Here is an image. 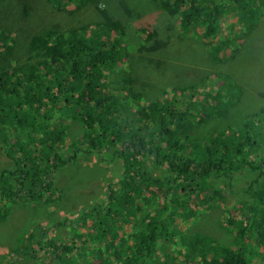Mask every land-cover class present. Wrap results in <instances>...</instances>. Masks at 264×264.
<instances>
[{
    "label": "trees",
    "instance_id": "obj_1",
    "mask_svg": "<svg viewBox=\"0 0 264 264\" xmlns=\"http://www.w3.org/2000/svg\"><path fill=\"white\" fill-rule=\"evenodd\" d=\"M92 1L96 12L81 23L80 32L71 29L59 33L58 28L52 27L45 29L47 32L42 37L39 32L30 35L27 46L32 53L31 58L35 56L31 62L23 58L24 62L15 64L16 61L9 59L8 55L2 56L3 53L11 54L15 51L13 46L17 45L11 36L12 29L2 30L7 34V43L0 50L1 152L4 153V147L13 136H23L26 145L32 142L40 147V151L34 152L29 165L28 159L24 157L28 156L27 153H23L21 160L5 154L3 162L0 161V219L8 218L12 209L10 206L14 202L25 204L12 211L10 215L13 218H28L30 213L26 206H32L38 218L47 215L46 194L54 199L59 198L55 197L56 190L62 191L61 197L67 195L59 181L55 188V176L60 169L67 173L77 158L96 155L100 159L104 157V160L107 157L108 163L118 167L121 173L116 172L115 175L121 183L115 189L118 180L112 182L110 178L105 179L106 188L102 191L104 199L93 203L90 208L83 207L82 217L68 222L71 229L78 228L79 220L85 224L87 230L78 233L87 238L80 240L83 246L87 245L90 249L91 244L104 234L117 236L118 227L115 225L123 221L130 222L132 226L127 237L130 238V244L125 242L127 251L123 252V246L116 250L122 264L160 262L154 249L157 240L169 252L175 250L183 253L184 264H264L251 263L258 245L264 247V212L259 211L264 203L261 202L264 201V162L260 158L264 151V91L249 97L250 92L246 91L243 84L247 79L239 74L242 69L240 63L233 67L238 78L231 79L228 75L215 72L217 79L212 84H217L216 90L209 91L196 104L183 101L188 107L201 111H178L175 107L179 103L174 98H159L177 90H188L192 95V90L207 79V75H203L196 83H189L188 76L182 74L186 82L168 90L167 87L171 85L163 81L164 73L176 69L182 62L178 55L164 53L170 45V34L145 42L138 39V43L135 37H131L135 40L134 47L138 55L128 53V50L125 53L120 51L125 41L124 34L119 31L120 25H129L130 20L140 19L141 16L134 11L138 10V5L147 6L143 4L147 0ZM6 2L9 7H2L5 10L10 8V14L9 10L7 13L5 10L2 12L13 20V24L6 25V16L0 17V26L13 25L16 29L23 27L25 22L30 24V28L36 24L33 13L22 0H0V3ZM45 4L52 5L56 10L71 4L74 8L70 13H76L86 7L82 6L87 4V0H45ZM155 5L170 13H173L171 8L179 9L182 29L192 31L194 39L201 41L208 38L213 40L221 29V17L237 10L242 22L240 33L243 34L238 37H244V41L235 44L231 58H235L237 51L244 60L251 56L264 59V48L259 44L263 40L260 25L263 22L261 17L264 18L261 16L264 14V0H166L155 2ZM110 8L113 10L108 14ZM196 27L203 31L198 33ZM112 32L115 36L110 41L106 36ZM178 38L182 39L179 35ZM202 46H208L209 57L216 60L219 59V50L224 49L222 44L210 47L211 43L209 46L203 42ZM123 60L136 73L135 78L127 76L106 80L111 75L110 71L127 72V69L121 68L124 66ZM118 63H121L120 69L117 68ZM35 67L42 68V73H37ZM103 71L108 73V77L102 74ZM204 73L200 72V76ZM155 81L157 85H153ZM136 83H139L138 87ZM150 96L154 97L151 99ZM142 99L148 102L144 109L140 106ZM204 115L207 116L205 120ZM65 116L69 117L70 123L81 128L80 136L83 137L81 144L74 139L68 146L72 153L68 149L59 152L55 146L62 140L60 134L69 128ZM231 120H236L233 125L224 124V121L229 123ZM183 140L188 141V144L193 142L191 148L187 149L181 143ZM202 141L209 145L201 146ZM82 149L84 154H81ZM75 168V171H71L72 176L82 174L78 166ZM241 172L252 176L241 191L243 197L251 198L243 202L248 209V220L244 227L240 224L233 243H230L236 249L228 247L223 253L214 250L209 260L204 256L193 255L199 249L195 241H181L177 245L171 241L169 230L173 216L168 215L170 208L164 207L165 202L142 201L141 198L137 201L141 197V189L149 190L151 186H155L159 197L166 193L173 195L175 189L170 183L176 187L188 186V195L198 196L200 190L208 187L207 179L215 178L216 175L227 186L234 187L230 184L232 177ZM6 180L9 182H4ZM85 184L94 189L99 188L94 179H88ZM9 186H12L9 191L3 189ZM253 186L260 191L252 192ZM156 194H153V198ZM219 198L223 199L222 194ZM208 199L204 197V200ZM238 200L239 197L237 203ZM176 203L173 202V205ZM68 205L66 202L59 207L63 209ZM35 221L31 223L28 238L40 247L43 245L44 251L38 256L34 249H27L33 264H43V258H46L45 264H76L78 255L66 256L68 246L57 245L53 239L44 242V236L52 226L44 228L38 219ZM53 225L55 227L57 223L53 222ZM216 228H221L219 222ZM253 231L257 232L255 239L251 237ZM246 238L253 240V249ZM160 264H173V259L165 258Z\"/></svg>",
    "mask_w": 264,
    "mask_h": 264
},
{
    "label": "rangeland",
    "instance_id": "obj_2",
    "mask_svg": "<svg viewBox=\"0 0 264 264\" xmlns=\"http://www.w3.org/2000/svg\"><path fill=\"white\" fill-rule=\"evenodd\" d=\"M165 1L166 0H156L155 2L160 3ZM22 2L27 4L30 8V13L32 12L34 15V21H36V24L32 28H30V24L27 22L23 24V27L16 29H14L13 25L9 27L6 26L13 24V20L6 14L8 10L10 14V8L5 10L2 6H8V3H0V17L7 16L5 19L6 25L0 26V50H3L5 44L7 43V39L5 38L7 34L3 33L2 30L12 29V39L17 42V45L13 46L15 51L11 54L3 53L2 56L8 55L9 59L16 61L14 62L15 64L17 62H24V60L31 62V60L35 59V56L31 58L32 53L28 50L27 46L31 37L30 35L33 33L39 32V35L42 37V35L45 34L49 28L52 29V27H55L56 29L58 28L57 30L59 33H65L71 29H76L80 32L81 23L88 19L91 13L96 12L92 0H87V4L82 6L86 7L80 9L76 13H70L72 8H74L71 4L62 6L61 10H56L52 5H46L45 0H22ZM151 2L154 1L147 0L143 3L147 6L143 7L138 5V7H136L138 10L134 11V13L140 15L141 18L139 17L140 19L136 20L132 25H120L119 31H121L125 36V41L123 43L121 42V46L123 47H120L121 53H125L126 50H128V53H136L138 55L134 47L135 40L131 39V37H135L136 42L138 43V39L145 42L146 40L154 38H165L166 33H168L171 35L170 45L168 47V51L164 50V53L167 55H170L171 53L176 54L180 57L182 62L176 67V69H169L168 71H165L163 81L166 82L165 84L170 83L168 85H171L167 87V89L170 90L175 85H183L186 81L181 77L182 74L188 76L187 81L189 83H196L201 80L203 75H207V79L197 85L194 91L192 90V95L188 90H177L173 94L171 92H167L164 97L162 96L159 98L160 100H163L166 97L169 100L174 98V100L179 103L178 106L175 107L178 111H190L192 113H197L201 110L198 108L188 107L183 101H189L196 104L201 101L205 94L209 91L216 90L217 84L215 86L212 84L217 79V73L215 72L228 75L231 79L238 78L239 76L233 72V67L235 65H240V63L242 65V69L239 74L247 79L243 84L246 91L250 92L249 97L252 98L254 93L258 94V92L264 91V59L251 56L250 58L244 60L240 57V52L237 51L235 58H231L235 49V44H241L244 41V37H238L243 34L240 33L242 22L240 21L237 10H233L231 13L227 12L221 17V21H219L221 29L219 30L217 36L212 38L213 40L208 38L201 41L194 39L195 36H193L192 31L187 32L182 29L183 25L181 23V17L178 16L179 9L175 10L174 8H171V11L175 13L173 14L166 9L157 7L155 2L151 5ZM100 3L103 4L102 1H100ZM4 10L6 13L2 12ZM112 10L113 9L110 8L107 10V13L109 14ZM261 16L264 17V14ZM21 17L24 18L23 15H21ZM261 19L263 22L260 25V33L263 34V40H260L259 44L264 48V18L261 17ZM196 28L198 33L203 31L200 27ZM132 29L135 30L131 31ZM148 34H151V36H147ZM178 35L182 37L181 40H179ZM114 36L115 33L112 32L106 37L110 38L111 41ZM203 42H206L209 46L211 43L212 46L210 47H214L216 44L224 45V49L219 50L217 53V57L219 58L218 60L209 57V53L207 52L208 46H202ZM111 54L113 53L111 52ZM124 60L122 61L124 66H121V63H118L117 68L120 69L121 66V68L127 69V72L123 73L122 70L114 71L113 69L114 72L110 71L111 75L108 77V73L103 71L102 74L105 75V77H108L106 80H111L114 77L121 79L127 76L131 79L135 78L136 73L129 69L128 64L124 63ZM35 70H37V73H42L43 71L42 68L38 67H35ZM148 72L150 74V70H148ZM200 72L206 73L200 76ZM157 84L158 82L155 81L153 85ZM137 85H139V83H136V87H138ZM143 87L145 88L146 86ZM146 91L149 92L150 90L146 89ZM212 94H214V92H212ZM153 97L154 96H150L151 99ZM247 103L251 102L247 101ZM147 105L148 102H144L142 99V102L140 103L142 109H144ZM203 117L204 120L207 119V116L204 115ZM65 119L69 128L60 134L62 140L55 143V146L57 147L56 150H59V152L61 150L65 151L68 149V152L72 153L68 146H70L75 140H78L81 144L83 137L80 136L81 128L70 123L68 116H65ZM235 121L236 120H231L229 123L224 121V124L233 125ZM211 126L212 124H210V129ZM188 139L195 140V138ZM186 140L181 141V143L186 145L187 149L191 148L193 142L188 144V141ZM200 144L201 146L209 145V143L204 141ZM82 146H84V144H82ZM5 150L7 152V154L4 152L6 155L16 156L18 160H21L23 153H27L28 156L24 157L28 159L27 164L29 165V161L31 157H33L34 152H39L40 147L32 142H29L26 145V141L23 136H13L10 139L9 144L5 147ZM182 151H184L183 147ZM4 153L0 151L1 162L5 159ZM81 154H84V149L81 150ZM254 158L259 159V157ZM260 158L264 162V151L261 152ZM106 159L104 160V157L102 159L97 158L96 155H88L85 159L81 157L77 158L75 164L70 167V171L67 173L61 172V168L55 176V188H57V181H59L60 185L64 189V192H67V195L61 197L62 191L56 190L55 197L59 198L54 199L47 193L44 198H46V208L49 213L43 217L38 218L37 211H34L33 207L29 205L30 208L26 206V210L30 213H28V218H13L11 216L12 211L15 208L23 207L22 205L25 204V202H14L10 206L12 209H10L8 218L6 220L2 218L0 219V264H33V261L30 260L31 258L28 257L29 252L27 249H34L38 256L43 253V245L40 247L34 241L32 242L31 238H28V232L31 231V223H35V220L37 219L39 224L45 228L52 226V228H50L44 236V242H46L47 239H53L57 244L61 242L66 243L74 241L76 252H72L66 256L69 257L70 255H78V261L76 264H122V260H118L116 250H119L120 247L123 246V252L127 251L125 242L130 244V238H127L129 236L128 232L131 231L132 226L130 222H118L115 225V227H118L116 229L118 232L117 236L104 234L100 240L91 244L90 249L87 245L83 246L79 239L73 238L76 233H81L80 231L87 230L83 221L79 220L77 229H71L68 226V221L82 217L81 210L83 207L90 208L93 203H98L101 199H104L105 195L102 191L106 188L105 179L110 178L112 179V182H116L118 180L115 189H117V184L121 183L115 175L116 172L121 173V171L115 164L108 163ZM76 166H78V169H81L80 172L82 174L78 173L72 176L71 171H75ZM232 173L234 175V172ZM235 176L236 177H232V181L230 183L234 187L227 186V184L218 175H216L215 178L209 177L207 179L208 187L200 190L201 193H199L198 196L188 195V186L176 187L174 183H170L175 189L174 194L170 195L166 193L163 197H159L155 192V186H151L149 190L141 189V197H138L137 201L141 198L142 201L144 199H148L153 202L156 200H158L159 203L165 202L164 207L170 208L167 211L168 215L173 216L169 234L170 239L174 244L177 245L181 243V241L189 243L191 241L190 238H198L204 235V237H207V240L212 248L216 249L217 252L223 253L228 247L236 249V246L230 245V243H233L235 231L239 229L240 224L244 227L246 220H248V215L246 214L248 213V209L243 204V202L248 201V199L247 196L243 197L241 195V191H243L242 188L246 187L250 177L252 176H248L246 173L242 172L239 174L236 173ZM63 179H66L65 182H63ZM88 179L96 180L99 188L94 189L93 187L86 185L85 182H87ZM176 181L178 180H175L174 182ZM4 182L9 181L6 180ZM11 187L12 186H9V188L3 187V189L9 191ZM151 190L153 191L152 193L150 192ZM204 190L206 191L203 194ZM213 190L216 192L213 193ZM259 191L260 189H257L255 186L252 187V192ZM154 193L156 194L155 198H153ZM221 194L223 199L219 198ZM204 197H208L209 199L204 200ZM238 197L239 200L237 203L236 200ZM66 202L69 204L68 207L61 209L59 205H64ZM173 202L177 203L173 205ZM259 211L262 213L264 212V203L260 206ZM175 213L176 215H173ZM209 214L211 216H209ZM260 220L261 219L258 218V222H260ZM53 222H56L57 226L54 227ZM217 222H219V226L221 228H216ZM256 235L257 232L253 231V234H251L252 239H255ZM80 239L86 240L87 238L84 236ZM113 239H116V241H113ZM246 241L252 244L250 245V248L253 249V240L246 238ZM165 244L168 243L165 242ZM263 248L264 247L258 245L255 249V255H253L251 263H264V259L261 254V252H263ZM154 249L157 255V260L160 262L165 258H172L173 264H184L185 262V256L183 253H177L175 250H170L169 252L158 240L154 244ZM205 254V248H200L195 251L193 255L203 257ZM211 257V254H209L207 259H211ZM43 260V264H45L47 262L46 258H43ZM160 262L156 261L155 264H160ZM60 264L64 263L60 262ZM139 264L144 263L140 262ZM194 264L197 263L195 262Z\"/></svg>",
    "mask_w": 264,
    "mask_h": 264
},
{
    "label": "clouds",
    "instance_id": "obj_3",
    "mask_svg": "<svg viewBox=\"0 0 264 264\" xmlns=\"http://www.w3.org/2000/svg\"><path fill=\"white\" fill-rule=\"evenodd\" d=\"M135 21H133V20H130V23H129V25H132L133 23H134ZM128 24V23H127ZM135 30V29H134ZM133 29L131 30V31H134ZM142 42H144V41H142ZM136 51V50H135ZM2 149H1V144H0V151H1ZM3 151V150H2ZM4 152L7 154V152H6V150H5V147H4ZM5 153H4V155H5ZM6 156V155H5ZM242 195V194H241ZM247 214V213H246ZM209 216H211L210 214H209ZM248 217H249V215H248ZM80 219V218H79ZM72 221V220H71ZM69 222V221H68ZM87 229V228H86ZM81 233L82 232H85V231H80ZM82 237H84V236H79L78 235V233H76L74 236H73V238H77V239H79V241L81 240L80 238H82ZM85 238H86V236H85ZM191 240H193V241H195L196 243H197V245H198V247H199V249L200 248H205V250H206V254L204 255V257L207 259V256L209 255V254H211V256H212V253H213V251L214 250H216V249H214V248H212L211 246H210V244H209V242H208V240H207V237L205 236L204 237V235H202L201 237H198V238H196V237H193V238H190ZM55 242V241H54ZM58 244H64V245H66V246H68V248H69V250H68V252L66 253V255L67 254H71L72 252H76V246H75V243H74V241L73 242H61V243H58ZM57 244V245H58ZM68 257V256H67ZM172 257V256H171ZM209 260V259H208Z\"/></svg>",
    "mask_w": 264,
    "mask_h": 264
},
{
    "label": "bare ground",
    "instance_id": "obj_4",
    "mask_svg": "<svg viewBox=\"0 0 264 264\" xmlns=\"http://www.w3.org/2000/svg\"><path fill=\"white\" fill-rule=\"evenodd\" d=\"M247 199H248V200H251L250 196H249V197H247ZM44 228H45V227H44Z\"/></svg>",
    "mask_w": 264,
    "mask_h": 264
}]
</instances>
